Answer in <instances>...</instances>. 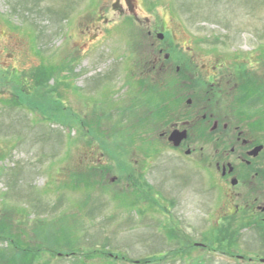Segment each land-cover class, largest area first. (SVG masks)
I'll return each mask as SVG.
<instances>
[{"label": "rangeland", "instance_id": "obj_1", "mask_svg": "<svg viewBox=\"0 0 264 264\" xmlns=\"http://www.w3.org/2000/svg\"><path fill=\"white\" fill-rule=\"evenodd\" d=\"M134 11L124 0H0V66L17 70L0 76V264H240L217 250L264 255V235L231 233L227 199L207 193L201 175L193 181L206 191L162 199L151 188L152 199H128L120 166L142 160L132 149L164 148L157 123L169 81L147 84V31L178 37L200 86L240 69L264 81V0H138ZM149 157L156 185L159 169L189 166L170 151ZM204 242L209 250L192 248Z\"/></svg>", "mask_w": 264, "mask_h": 264}, {"label": "flooded vegetation", "instance_id": "obj_2", "mask_svg": "<svg viewBox=\"0 0 264 264\" xmlns=\"http://www.w3.org/2000/svg\"><path fill=\"white\" fill-rule=\"evenodd\" d=\"M124 1L132 12L135 4H138V0ZM142 2L143 0L141 4ZM133 21L137 24L138 20ZM161 30L166 31L170 37L156 33L160 30L153 29L147 31L148 37L142 38L154 48L152 71L157 72L156 75L162 79L168 76V81L173 82H163L161 85V90L165 93L159 103V108H162L157 124L160 123L162 132L157 139L163 143L164 148L142 150V160L126 165L127 176L122 180L126 182L128 199H152L151 188L159 190L162 199H172L176 192L190 187L198 188L193 178L201 175L209 190L207 193L219 191L222 199H227L225 219L234 220L228 223L229 228L239 229V233L244 229L252 230L261 237L264 235V83L258 82L254 77L244 76L243 69H240L238 76L235 73L222 75L220 79L217 78L218 83H213L216 82L215 79L209 80L208 88L202 89L191 76L188 83H176L174 79L177 75L187 78L188 69L175 67L174 64L178 61L176 58L166 64L163 57L168 61L171 54L178 59L182 55L184 60H189L190 65H194L195 58L191 51H177L178 37H173L170 29ZM156 35L167 37L160 41ZM138 38L140 37L136 39ZM172 47L175 51L170 52ZM166 51L170 54L165 55ZM258 64L264 68V61ZM3 70L11 71L0 66V73ZM182 87L189 92L183 95ZM226 87L229 88L228 91ZM164 96H167L166 100ZM175 133L185 134V139L179 146L169 142V138ZM165 151H170L189 166L187 169L174 167L173 171L159 169L162 177L160 185H156L147 179L153 162L149 155L154 153L158 156ZM181 172L191 177L190 184L181 178ZM116 180L114 177L111 182L115 183ZM198 189L201 192L207 190L203 187ZM261 252L264 254V249ZM251 261H264V255L258 253Z\"/></svg>", "mask_w": 264, "mask_h": 264}, {"label": "water", "instance_id": "obj_3", "mask_svg": "<svg viewBox=\"0 0 264 264\" xmlns=\"http://www.w3.org/2000/svg\"><path fill=\"white\" fill-rule=\"evenodd\" d=\"M160 37H161L160 39H162L163 36H160ZM184 136H185V134L179 135V134L175 133L170 137L169 141L171 143H173L175 146H179L181 144V142L185 139Z\"/></svg>", "mask_w": 264, "mask_h": 264}, {"label": "trees", "instance_id": "obj_4", "mask_svg": "<svg viewBox=\"0 0 264 264\" xmlns=\"http://www.w3.org/2000/svg\"><path fill=\"white\" fill-rule=\"evenodd\" d=\"M144 81V80H143ZM14 86H17L16 89H18V85H14Z\"/></svg>", "mask_w": 264, "mask_h": 264}]
</instances>
